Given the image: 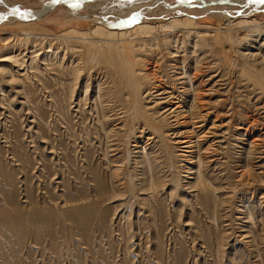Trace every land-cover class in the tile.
Masks as SVG:
<instances>
[{
	"label": "rangeland",
	"instance_id": "374dc122",
	"mask_svg": "<svg viewBox=\"0 0 264 264\" xmlns=\"http://www.w3.org/2000/svg\"><path fill=\"white\" fill-rule=\"evenodd\" d=\"M48 1L51 0H2L0 10L37 11L43 9ZM204 1L208 4L205 7H185L177 0H148L135 4L123 0H93L90 2L94 5L93 9L84 6L82 1H76L73 8H54L41 17L37 25L32 26L36 32L46 28L60 33L73 27L90 28L97 24L110 28L111 25H107L103 18L118 24L116 27L119 29L133 23H159L185 15L194 16L201 23L218 22L225 18V14L236 17L257 14L261 19L259 23L264 25V11L256 0ZM204 8H208V11L203 13ZM72 11L82 13L85 18H73L68 14ZM15 22L19 20L15 19L8 25L12 26ZM10 35L8 31L0 32L3 37L10 38ZM262 37L263 34L259 37L253 35L248 39V46L258 48L261 44L259 47L264 53ZM5 44L10 47L1 50L0 57L16 55L20 61L26 62L22 69L12 60L0 59V68L6 70V76L0 72V264H264V181H261L264 180V90L251 86L253 83L247 77H236L233 72L239 67L228 68V60L224 62V57L218 52L215 54L217 57L214 55L218 64L203 76L208 79L210 75L217 74L207 86L215 89L210 95L213 100L228 98L217 105L216 111L220 112V121L223 119L227 122L230 116L235 120L230 142L224 144L227 145L220 150L222 153H206L204 149L207 145L201 142L200 150L192 161L176 157L182 183L175 196L170 195L176 192L173 182L177 178H171L174 171H166L167 167L158 168L154 161L152 174L156 179L164 180L166 188L151 198L152 209L144 210L141 204L132 202L133 196L129 195L131 187L122 197L131 199L126 200L125 204H122V199L116 200L118 197L112 198V201L105 200L102 204L95 203L100 195L99 185L106 192L102 196L108 198L113 190L119 193L112 172L119 163L116 160L120 159L121 153L109 151L104 134L101 132L98 136L92 130L96 126L93 111L92 114L88 111L86 115L89 117L85 123L87 126L77 121L79 114L76 110L79 107L76 104L84 96L83 93H76L74 97L77 100L71 112L77 118L71 128H67L64 120L50 107L48 92L43 90L37 77H46L44 81L50 87L48 90L57 87L51 79L53 71L49 69L53 60L46 62L49 65L47 70H44L46 64L35 68L29 60L31 54L28 50H33L31 44L27 47ZM95 77L101 80L99 74H95ZM93 79L86 76L84 82L92 83ZM93 86L85 110L91 108L96 96ZM26 98L30 100L29 103ZM38 106L40 110H46L43 123H39L40 117L36 115ZM231 110L237 116L231 115ZM34 118L36 123L32 122ZM214 118L215 115L207 122V128ZM45 121L50 122L45 124ZM84 126L92 128L94 135L90 130L88 136L87 131L83 130ZM247 126L251 137L244 131ZM30 127L32 131H29ZM37 131L46 133V139L51 146H55V150L46 146L43 139L36 135ZM8 135L11 137L8 138ZM87 137L89 141H85ZM253 139H256L255 143ZM158 149L159 145L151 143L146 146L145 153L133 150L128 170L137 180L142 176L143 167H140L141 163L134 166L135 162L141 160L142 154L156 159V156L162 155ZM13 151L27 161L22 171ZM198 153L203 158L210 155L216 158L210 165L205 161L202 171L218 190L215 195L201 193L199 200H196L194 195L198 191L190 188L193 174H189L188 168H197L195 162ZM249 163L252 166V183L242 185L238 171ZM12 178L13 181H10ZM143 196L145 192L139 195ZM249 213H252V218ZM214 214L217 215L216 220L213 219ZM154 222L156 226L153 228ZM224 233L226 236L222 240ZM246 234L250 237L245 238ZM220 239L224 241L223 247L218 245ZM249 241L251 244L246 243ZM253 241L257 244L253 245ZM154 255L159 256L160 260Z\"/></svg>",
	"mask_w": 264,
	"mask_h": 264
},
{
	"label": "bare ground",
	"instance_id": "6f19581e",
	"mask_svg": "<svg viewBox=\"0 0 264 264\" xmlns=\"http://www.w3.org/2000/svg\"><path fill=\"white\" fill-rule=\"evenodd\" d=\"M76 1H82L85 3L84 6L93 9L94 5L92 6V3H90L93 0H51L43 5V9L37 11L27 9L18 11L13 8L6 11L0 10V32L8 31L11 33L10 38L0 36V51L10 47L9 44L5 43H14L20 47L24 45L27 47L31 44L33 50H28V53L31 54L30 65L34 64L35 68H38L40 64H46V62H50L49 60H53L49 69L53 71L51 79L57 87L54 90H51L52 88L48 90L50 87L44 81L46 77H37L43 90L48 92L49 100H51L50 107L58 113L57 116L64 120L67 128H71L78 114L79 119L77 121L81 122L82 125L85 124L86 119H89L86 116L88 111L90 114L93 111L96 126L94 125L92 129L86 127L87 124H85L83 130L87 131V135L91 129L95 130L96 132H94L98 136L102 132L107 140V149L114 151V154L121 153L120 159L116 160L119 163L112 172V179L114 185H117V189L119 188V193L113 190V194L109 193L111 196L107 198L101 195L104 191L99 185L100 195L95 203L102 204L105 200L118 197L116 200L122 199V204L132 199L133 203L141 204L140 207H143L144 210L152 209L151 198H154L166 188V182L156 179L152 174L154 161H156L158 168L167 167L166 171H174L171 178H177V181L173 182L175 185L174 191L176 192L170 195L175 196L178 193L177 191H180L179 184L182 183L181 172L176 165V157L183 161H192L196 152L200 150L201 142H205L207 145L204 149L206 153L211 155L218 152L222 153L220 150L226 148L227 145L224 146V144L230 142V136L235 127L233 121L235 120H233V116H230L229 121L225 122L223 119L220 121V112L216 111L217 105L222 101L226 102L228 98L213 100L214 98L210 96L215 89L213 86L210 88L207 86L210 81L215 79L217 74L210 75L208 79L203 77L205 73L213 71L218 64L214 55H217L218 52L221 53L224 62L226 59L229 61L226 60L230 65L228 68L239 67L237 71L233 72L236 77H247L253 83L251 86L261 91L264 90V53H262V48L259 47L261 44L258 48L248 46L250 44L248 39L253 35H258V37L261 34L264 35V25L259 23L261 19L257 14L249 13L250 15L245 14L244 17L242 15L236 17L225 14V18L220 21H208L207 23H201L194 16L185 15L173 17L159 23H133L119 29L116 27L118 24L110 22V19L103 18L107 25L110 24L111 27L116 28L97 24L90 28L79 29L73 27L60 33L46 28L42 32H36V28L32 25H37L41 17L49 11L52 12L56 7L68 6L73 8ZM123 1L135 4L142 1L147 2L148 0ZM209 1V3H217L225 0ZM238 1L249 2L252 0ZM256 1L259 2V0ZM177 2L180 5H185V7L195 5L205 7V5H208L204 0H177ZM259 3L264 11V3ZM207 11L208 8H204L203 13ZM62 12L64 11L62 10ZM68 14L77 20L78 18H85V15L76 11ZM15 19L19 22L9 26L8 23L13 22ZM17 57L11 55L0 57V59L1 61L5 59L12 60L14 65H21L22 67L26 60L21 59L20 61ZM47 66L49 65L46 64L44 70L48 69ZM192 69L193 72H191ZM5 71V69L0 68L1 74H5ZM95 74L101 76L100 81L96 79ZM34 75L35 73H33ZM86 76L88 79L94 78V82L88 81V83H85L84 78ZM13 78L14 76L11 80ZM96 82L97 84L94 85L93 83ZM229 85L231 86V84ZM91 86L95 89L94 95L96 96L92 100V105L90 104L91 108L85 110L87 101L91 99L89 97ZM76 93H83L84 96L78 100L74 99ZM76 100V106L79 108L76 110L77 115L73 116L71 111L75 107L73 104ZM28 101L30 102L26 98L27 103H29ZM36 109V115L40 117L39 123H43L46 110H40L39 106ZM231 112V115L235 113L232 110ZM213 115H215V118L207 128V122ZM234 116H237V114H234ZM32 122L36 123L37 120L34 118ZM49 122L47 121L45 124H49ZM53 125L56 124L53 123ZM248 126L244 131L250 136ZM30 129L29 131H32ZM36 135L43 139L42 141L45 142L46 146H50L55 150V146H51L50 141L46 139L48 137H46L44 131H37ZM10 137L8 135V138ZM254 140L256 139H253V143H255ZM85 141H89V138L87 137ZM151 143L159 145L158 150L162 155L156 156V159H151L148 155L142 154L141 160L136 161L134 164L137 167L141 163L140 167H143V171L141 170L142 176L137 180L133 173L128 170L133 157V150L138 149V152L142 150V153H145L146 146ZM177 151L181 152L177 154ZM50 152H53V150H50ZM12 153L17 156L16 160L20 161L18 163L20 170L25 169L26 159L20 158L15 151ZM211 155L203 158L199 154L197 162H195L197 168H188L189 174H193V177H190L193 179L189 182L190 188L198 191L194 195L196 200H199V194L201 193L206 196L209 194L215 195V191L218 190V187H214L202 171L205 161L209 165L216 161V158H212ZM251 167L249 163L243 165L242 169L238 171L240 172L239 180L243 182L242 185L252 183L250 178ZM10 181H13V178ZM261 181L264 180L261 179ZM129 187H131V190H129ZM128 190L131 191L129 195L133 198H126V202L125 198L122 197L125 193H128ZM147 191H150L151 194L149 195ZM144 192L145 196L139 197ZM249 216L252 218V213ZM216 218L217 215L214 214L213 219L216 220ZM149 221L151 224L153 223L152 220ZM152 226L153 228L156 226L155 222ZM231 233L228 232V234ZM225 236L226 234L221 239H225ZM247 237L250 236L246 234L245 238ZM221 239L218 241V245L223 247L224 241L221 242ZM255 240L257 241V239ZM246 243L251 244V241ZM254 244H257V242L253 241ZM154 256V258L160 260L159 256Z\"/></svg>",
	"mask_w": 264,
	"mask_h": 264
},
{
	"label": "snow or ice",
	"instance_id": "6c2138e0",
	"mask_svg": "<svg viewBox=\"0 0 264 264\" xmlns=\"http://www.w3.org/2000/svg\"><path fill=\"white\" fill-rule=\"evenodd\" d=\"M0 2H2V0H0ZM259 2H262V3H264V0H259Z\"/></svg>",
	"mask_w": 264,
	"mask_h": 264
}]
</instances>
